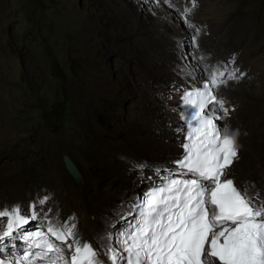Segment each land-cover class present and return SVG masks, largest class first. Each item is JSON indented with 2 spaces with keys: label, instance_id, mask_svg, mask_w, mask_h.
Masks as SVG:
<instances>
[{
  "label": "rangeland",
  "instance_id": "1",
  "mask_svg": "<svg viewBox=\"0 0 264 264\" xmlns=\"http://www.w3.org/2000/svg\"><path fill=\"white\" fill-rule=\"evenodd\" d=\"M132 1L0 0V135L4 139L0 144V204L8 193L19 189L28 198L47 194L46 180L57 175L51 169L53 156L58 159L55 169L61 168L67 176L66 186L80 196L97 179L101 189L128 191L133 180L141 178L125 176L134 162L133 156L127 159L110 144H103L93 129V125L100 126L113 134L106 137L113 146L124 152L129 146L135 147L140 156L148 155L146 147L125 137L126 133L133 134V128L160 132V127L143 123L136 114L139 118L148 117V100L156 96L158 89L165 88L164 78L174 72L155 69L161 57L154 52L167 51L158 40H146ZM144 1L152 6L149 14L160 12L168 28L187 36V25L181 19L185 10L181 1L172 0L174 7L170 8L159 0L165 11L153 0ZM227 1L200 0L194 9L193 20L204 29L200 28L203 38L211 37L200 42L196 50H236L238 42L233 40L252 33L259 52H264V0ZM211 3L232 8V30L222 28L215 18L208 16ZM187 58L186 53L180 55L183 62ZM196 74L194 85L198 86L201 75ZM55 107L62 115L50 113ZM97 116H101V122ZM79 146L83 158L97 161L87 167L76 164L83 176L81 184L76 185L62 160L67 156L76 162ZM239 150L240 158L245 159L248 150L243 149V156L241 147ZM171 154L178 158L180 155L175 151ZM167 172L159 173V179ZM54 206L58 208L59 221L70 217V205L65 204V199L56 200ZM120 207L118 201L108 207L100 206L96 212L99 219L106 220ZM41 222L32 221L29 228L43 227Z\"/></svg>",
  "mask_w": 264,
  "mask_h": 264
},
{
  "label": "snow or ice",
  "instance_id": "2",
  "mask_svg": "<svg viewBox=\"0 0 264 264\" xmlns=\"http://www.w3.org/2000/svg\"><path fill=\"white\" fill-rule=\"evenodd\" d=\"M192 8H185L181 19L194 30L192 45L199 50L201 29L189 19ZM194 59L197 65H186L180 74L191 80L203 71L201 85L176 89L183 104L185 154L136 204L133 222L95 247L82 239L75 218L59 221L38 209L48 196L27 209L0 207V264H105L102 256L108 264H264V192L235 178L239 144L228 125L218 123L230 115L223 90L243 74L206 63L204 55ZM42 218L46 230H27Z\"/></svg>",
  "mask_w": 264,
  "mask_h": 264
},
{
  "label": "bare ground",
  "instance_id": "3",
  "mask_svg": "<svg viewBox=\"0 0 264 264\" xmlns=\"http://www.w3.org/2000/svg\"><path fill=\"white\" fill-rule=\"evenodd\" d=\"M153 1L154 5H157V7L162 6V9L165 11V6L160 5V1ZM171 1L172 0H170V2ZM180 1L183 3L185 8H192V0H179V3ZM232 1L233 0H231V3ZM132 2L136 12L139 14L138 20H141L140 24L142 25V32L143 35H145L146 40H158L159 42L164 44L165 50L167 51L154 52L162 58H159L161 61L157 62L158 64L155 66V69L167 71L172 70V73L174 72V74H171L169 77L164 78L163 83L165 85V88L158 89L156 91V96H153L148 100V117L139 118V115L136 114V117L140 119L143 123H147L151 127H160V132H150L149 130L138 131L137 129L133 128V134L126 133L125 137L133 138L134 141H136L137 144L141 145L142 148L146 147L148 155L145 154V156H140L136 152L137 150L135 147L129 146L126 152H124L118 147L113 146L106 139L107 136L109 137L113 134L104 131L100 126L93 125V129L98 134L103 144H110L112 147L119 150L120 153L127 159H129L131 155L133 156L134 164L131 163L129 169L125 173V176L131 178L139 175L141 176V178L134 179L132 182V189L128 191H121L115 187L101 189L97 186L99 182V180L97 179L92 182L86 188L84 194L80 196L74 192L73 188L66 186L65 182L67 176L64 175V172L61 168H56V171L55 163H57L58 159L56 158L57 156H53L54 165H51V169L53 168L55 172H57V175L46 180V185L44 186L48 189L47 194L28 198L26 193L23 190L19 189L8 193L6 195L5 202L3 204H0V207L3 208L20 204L25 209H27L30 204L37 203L42 197L48 196L50 197L48 202L43 206H40L37 203V207L38 209H41L43 213H45L48 217L52 219H58V208L54 206V203L58 199H65V204L67 206L70 205L71 209L70 217H68L66 220H71L72 218H75L74 222L77 225L78 231L82 239L92 242L95 247H99V245L102 243L103 237L107 236L110 233H119L121 231H124L128 227L132 218V208L135 202L138 201L139 196L144 193L146 188L154 184L157 185L161 183V179H159V176L161 174H159L158 176L157 173H161L164 170L168 171L174 169L171 162L178 160L181 157L182 151L179 146L182 142L179 143V146L178 142L183 141L185 129L183 125L180 124L177 117L178 104L180 101L181 94L176 89L191 88L195 86L194 84L196 78L191 80L186 78V76L180 74V69L184 68L186 65L189 69H191L193 66H196L197 61L194 59V56L197 55H204L208 57L206 63L212 65L221 64L222 66H227L229 71L238 68L239 73L237 74H243V77L239 80V82L230 81L228 87L223 90L224 95L228 101L227 107H229L230 109V115L226 120L219 121V124H227L230 131L235 133V136L237 135L236 139L239 144V147H241V155L244 148H246L249 152L245 159L242 160L241 157L239 161L235 164V178L245 184H250L254 186L256 190L264 192V178H261V176L264 174V52H259V44H254L253 34L250 33L247 35V37L241 36V38H234L235 40L233 41L238 42L236 43L238 44L236 45L238 46L236 50H229L226 48L223 50L220 49L217 52H198L196 48H194L192 45V37L194 35L193 29H190L187 26V36L176 34L175 32H173L172 29L168 28L164 24L160 12L156 11L154 12V14L148 13V10L152 9L151 4H148L149 2H146L144 0H133ZM199 2L200 0H196V6L192 8V12L189 17L193 24H195L193 20L194 12L196 13L194 9L198 7L197 5ZM213 3H211L210 5L212 6V8L209 10L210 15H206L210 16V18H215L222 28H225L228 31L230 29L232 30L234 27V19L232 18L234 14L232 15V8L219 7V5L217 6ZM165 4L168 5L167 3ZM199 12L201 14V11ZM148 16H150V22ZM207 28L209 31L211 30L209 29V27ZM202 32H200L199 35V43H204V41H208L209 38H211L209 37L208 32V37L206 36V38H203ZM224 36L225 35L223 34V37ZM181 42H183L182 48L180 47ZM239 43H242V45ZM225 47L226 46H224V48ZM186 50L189 52H186ZM192 50L195 51L193 54H191ZM185 53L188 54L189 58L185 59L186 61L183 62L184 59L181 60L180 55ZM233 58L234 63L232 62ZM196 72L201 75L200 81H202V76L204 75L203 71ZM162 73L164 72L162 71ZM197 75L198 74L195 73L196 77H198ZM199 83L201 84V82ZM200 84L198 86H200ZM230 118H232L231 121H229ZM178 129L184 130L178 131ZM238 129L240 131H238V134H236V131ZM178 136H180L179 141L177 139ZM3 141L4 139L0 135V144ZM80 150L81 146H79V149L77 150V155H80V157L78 159H75L76 162L72 158L68 157L75 165L79 164L83 167H87L89 166V164H94L97 161L95 158H83L80 154ZM174 151L177 153V155L180 154L179 158L178 156L176 157V155L173 156L171 154V152ZM77 155L74 156L76 157ZM137 165H145V167H143V169L141 170L136 167ZM157 180L158 182H156ZM118 201L121 202V207L119 210H115L114 212H112L106 220L99 219L96 212L98 207H108ZM49 209H51L50 212L48 211ZM37 221H42V228L39 226H37L36 228H29L28 225L27 230L35 231L38 228L46 230L48 226L47 220L42 218ZM102 259L105 260V264H108L107 256H102Z\"/></svg>",
  "mask_w": 264,
  "mask_h": 264
},
{
  "label": "water",
  "instance_id": "4",
  "mask_svg": "<svg viewBox=\"0 0 264 264\" xmlns=\"http://www.w3.org/2000/svg\"><path fill=\"white\" fill-rule=\"evenodd\" d=\"M97 120L98 122H101L102 120L101 116H97ZM62 161H63L65 171L69 174L71 179L74 180L75 184L76 185L81 184L82 176L79 170L77 169L76 165L67 156H64ZM140 198H141V195L139 196V199Z\"/></svg>",
  "mask_w": 264,
  "mask_h": 264
},
{
  "label": "clouds",
  "instance_id": "5",
  "mask_svg": "<svg viewBox=\"0 0 264 264\" xmlns=\"http://www.w3.org/2000/svg\"><path fill=\"white\" fill-rule=\"evenodd\" d=\"M201 85V84H200ZM180 103H181V97H180V101H179V104H178V113H179V105H180ZM177 117H178V114H177ZM178 120H179V117H178ZM179 122H180V124L181 125H183L182 124V122L179 120ZM218 123H219V121H218ZM183 127H184V129H185V126L183 125ZM185 132H186V129H185V131H184V134H185ZM183 140H184V135H183ZM183 142V141H182ZM181 146H182V143H181V145H180V149H181V151H182V155H181V157L183 156V149L181 148ZM181 157L178 159V160H180L181 159ZM178 160H175V161H178ZM175 161H173V165H174V167L176 168V165H175ZM186 178H190V177H186ZM160 184V183H159ZM155 185V184H154ZM154 185H152V186H154ZM158 185V184H157ZM151 187V186H150ZM149 188V187H148ZM148 188H146L145 189V191L148 189ZM145 191H144V193H145ZM143 193V194H144ZM142 194V195H143ZM142 195H141V197H142ZM139 200V199H138ZM136 203V202H135Z\"/></svg>",
  "mask_w": 264,
  "mask_h": 264
},
{
  "label": "trees",
  "instance_id": "6",
  "mask_svg": "<svg viewBox=\"0 0 264 264\" xmlns=\"http://www.w3.org/2000/svg\"><path fill=\"white\" fill-rule=\"evenodd\" d=\"M61 80H62V83L65 82V79L63 77H61ZM50 113H52V114H59L60 113V110L55 107L54 109H52V111ZM43 114H44V112H43ZM60 115H62V113H60ZM42 117L44 119V115H42Z\"/></svg>",
  "mask_w": 264,
  "mask_h": 264
},
{
  "label": "flooded vegetation",
  "instance_id": "7",
  "mask_svg": "<svg viewBox=\"0 0 264 264\" xmlns=\"http://www.w3.org/2000/svg\"><path fill=\"white\" fill-rule=\"evenodd\" d=\"M237 136V135H236Z\"/></svg>",
  "mask_w": 264,
  "mask_h": 264
}]
</instances>
